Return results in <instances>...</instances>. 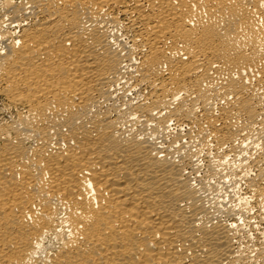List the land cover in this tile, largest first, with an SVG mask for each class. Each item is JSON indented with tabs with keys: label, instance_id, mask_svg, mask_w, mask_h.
<instances>
[{
	"label": "bare ground",
	"instance_id": "obj_1",
	"mask_svg": "<svg viewBox=\"0 0 264 264\" xmlns=\"http://www.w3.org/2000/svg\"><path fill=\"white\" fill-rule=\"evenodd\" d=\"M3 3L0 91L27 109L23 129H0V264H245L235 225L202 220L186 160L125 136L122 113L102 104L129 82L147 90L126 103L139 119L185 122L232 149L264 116V0ZM117 26L131 45L115 44ZM256 176L263 206L264 168Z\"/></svg>",
	"mask_w": 264,
	"mask_h": 264
},
{
	"label": "rangeland",
	"instance_id": "obj_2",
	"mask_svg": "<svg viewBox=\"0 0 264 264\" xmlns=\"http://www.w3.org/2000/svg\"><path fill=\"white\" fill-rule=\"evenodd\" d=\"M3 1L4 0H0V20L4 19L3 17H5V19L7 20V17L5 15L8 14V16H9V13L8 12L6 13V7L4 6ZM11 1H12V4H15V5H20L22 2V0H11ZM5 19H4V21L3 20H1V21L3 23L7 22V21H5ZM123 22H125V21H123ZM4 27L5 26H3V24H2V28H4ZM117 27H114V30H112L113 27L112 28L110 27V29H109L111 31V34L114 35L115 32L116 33L118 32L117 35H119V36L115 35V36H117V39H118V37H119V39L117 40V42H116V40L114 41V39H112L113 42H116L115 44L117 46H120V44L123 42L125 43V45H128V46L131 45L130 44L131 40H129V39L133 37V33H132L133 31H126L124 29H123L124 30L123 31L121 29V27H119V26H117ZM115 29H117V30H115ZM130 34L132 37L129 36ZM10 37H12V35L7 36V39L9 38L8 40L5 37L3 40L4 42H0L1 43L0 48L4 47L3 43H6V45L8 43H10V39H11ZM6 41H8V42H6ZM1 45H2V47H1ZM122 83L124 85L127 84V85H125L126 88H123L124 85ZM119 86H122L123 89H126V92H125V90L123 91V89L121 90V87H119ZM128 86H130V87L132 86V87L130 88ZM113 87L114 88H111V90H112L111 91V94H112L111 98H108V100L105 99V101H103L104 104H102V108L103 107L107 108V106H109L110 108H113L115 110L118 109L119 113L120 114L122 113L121 117L124 118L125 121L127 118V123L122 119L126 124L125 125L124 122L122 121L123 122L122 126L124 129V130L123 129L122 130L125 133L124 135L129 136V134L131 135L132 132L134 131L133 134L136 133L135 135H137V137L139 135V138L141 137V139H143L142 138L143 135L145 136L147 134L148 136L146 135L147 136L146 139H150L152 141V143L156 142L157 146H160L162 148L165 147L164 149H167L169 147V145H171L168 148V150L173 154L172 157H174V158H172V159H175V161H177V160L179 161L182 159L186 160L185 161L186 163L184 162L186 165H184V167H183L184 168L183 173H184V175L186 174V176L189 175V178H188V179H190L189 182L192 186H195L194 188H196V186H197V189L199 191V196L198 195H196V196L199 199L200 204L204 202L203 203L204 205L203 204L202 205L204 206V209L206 210L208 216H207V214L206 215L204 214L205 216H203V219L200 218V220L202 219V220H204V222L205 221L209 222L213 219L214 223L220 222V220H221V223H223V222L224 223L227 222L228 224L233 223L232 225H235V228H236L235 229L236 234H237V232L239 233L237 235L235 234L234 239L236 241H234V243L237 241L239 242V243L238 242L235 243V245L237 244L236 249H238L237 250L238 255H241V257L243 255V257L242 258L240 257V259L244 263L246 261L248 262V263L246 262L245 264H264V252H262V251H264V250H262V248H264V218H263L264 217L263 216L264 211L262 212V210H264V208H263L264 205L263 206L260 205V203L261 204H263V203L260 202V200H259L260 197L258 196V194H256V192L254 190L255 189L254 186H252L254 188L253 189L250 186V184H248L251 180L254 181L253 178L256 180L257 179L256 175H258V171L260 169L264 168V165H263L264 161H261V164H260V162L259 163L257 162V164L255 162V160L258 159V154H260L261 148L263 147V144H264V139H263L264 137L262 138V136H264V121H263L264 116L263 117L261 116L262 118L260 117V119L258 118V122L252 128V130L243 131L241 133V135H238L234 138L233 147L235 146L236 148L234 147V150H232L233 147H231L232 149H230V148H227L225 145L223 147L218 146V145L216 146V144L213 141H211V138H209V137L205 138V136H203L202 134H199L197 131H195V128H192L191 124H186L185 122L183 124L178 125L176 122L174 123L173 121H171L172 124H174V126H175L174 129H177L178 126L184 127L183 134L178 133V134L172 135V133H174V129H172V131L170 132V131H168L169 127L166 126V127H163L164 129L161 127V130L163 131V135H162V131H160V127L156 124L155 121L149 120L150 121L149 123H151L153 125L155 124L154 126H151V124L148 123V120L146 118H141L144 120V121H142L141 119H139L140 115H138L134 111H132V112L128 111V110H130V106H127V104L130 105V104L135 103L136 101L142 100L143 96L146 94L147 90L138 89L137 87H134L132 84H129V82L124 83L123 81H121L118 84H115V86H113ZM132 89H133V91H132ZM0 90H1V87H0ZM113 91H115V92H113ZM122 93H123V95H122ZM119 94H121V95H119ZM122 96H124V97H122ZM0 100H3V102H4L3 108L21 109V111H18L15 116H11L10 119L0 120V129H1V127H4L6 125H11V124L14 126L16 125L18 127H21L20 129H23L22 128L23 125L20 124V118H21V116L26 115V110H25V109H27L26 106L20 105V104L19 105L11 104V102L7 100L5 94L2 93V91H0ZM128 100H130V101H128ZM213 101H214V99L210 100L211 103ZM217 101H220L221 103H223V99H221V98H220V100H217ZM112 104L114 105V107H112L113 106ZM122 104H124L126 106H124ZM116 106H118V107L120 106V108H118V107L115 108ZM125 107L126 108L128 107L127 111H125L126 110ZM121 108L125 109V110L123 111ZM1 112L2 111L0 110V114H1ZM112 112H114V113H112ZM111 113L113 116L116 117V115H115L117 113L116 111H111ZM130 113H132V114L134 113L135 114V115L133 114L134 117L138 116L139 118L136 117L137 119H135L133 117H129V116H133V115H130ZM126 114H129V115L126 116ZM141 117H142V115H141ZM129 118H130V120H129ZM131 119H134V121L132 120L133 121L132 122ZM135 120H137V122ZM139 120H141L143 123L145 122L148 127L144 126L145 123L142 124L141 121L139 124ZM261 121L263 123H261ZM122 122H121V124H122ZM259 122H260V124H259ZM122 126H121V128H122ZM139 126H141V128ZM143 126H144L145 130H144V128H142ZM156 126L159 129V130L157 129L158 132L160 131L161 133L160 132L159 133L157 132V134L154 133V130L157 128ZM139 128L142 130H140ZM151 128H154L153 131ZM260 128H261V130H260ZM130 130L132 131L131 133H130ZM157 130H155V132ZM128 131H129V133H128ZM138 131H140V132L143 131V133L144 132L145 133L143 134L142 132L140 133ZM152 132H153V135L151 134ZM248 132H251V133H248ZM195 133H197V134H195ZM140 135H142V136H140ZM156 135H157V137H156ZM199 135H201V137ZM243 135H244V137H243ZM151 136H153L154 138H152ZM236 140H240V145H238V143H235ZM246 141H250V142H246ZM157 142L159 143V145ZM201 142L202 143L206 142V144L205 143L202 144ZM30 143H33L32 140H29L28 144H30ZM204 144H205V146H203ZM167 145H168V147H167ZM171 149L173 152L171 151ZM176 149L180 153H178ZM227 149H229V150H227ZM160 153L162 154L164 152L161 151ZM227 153H228V155H227ZM161 154H159V156ZM164 155H165V153H164ZM177 155H179V156H177ZM161 156H163V154ZM181 157H182V159H181ZM191 157H192V159H191ZM189 158H190V161H189ZM217 176H219V177H217ZM229 183H230V185H232L231 186L232 188L236 189V193L238 195L237 203L233 202L232 199L228 200L229 195H230V190L227 189L229 187V185H228ZM224 185H226V186H224ZM219 188H223V191H219ZM197 189L195 190L196 191L195 193L198 192ZM201 195L205 199V201H203V202H202V200H204V199ZM260 206H262V207L260 208ZM227 210L229 211V213L227 212ZM231 214H233V215H231ZM209 215L211 216L210 219H208ZM205 217H206V219H205ZM260 217H262V218H260ZM237 218L239 221L237 220ZM217 219L218 220L220 219V220L217 221ZM213 220L211 222H213ZM60 241H61L60 237L54 238L53 236H51V238L45 239V242L48 245L57 244ZM48 247H49L48 252H53L52 248L50 249V246H48ZM239 247H240V249H239ZM259 251H261V253H263V254L261 255V253ZM244 258L246 260H244ZM38 262H37L38 264H43L42 262H40V260Z\"/></svg>",
	"mask_w": 264,
	"mask_h": 264
},
{
	"label": "built area",
	"instance_id": "obj_3",
	"mask_svg": "<svg viewBox=\"0 0 264 264\" xmlns=\"http://www.w3.org/2000/svg\"><path fill=\"white\" fill-rule=\"evenodd\" d=\"M3 104H4L3 100H0V110L2 111L0 114V120L10 119L11 116H15L18 111H21V109H16V108H3ZM168 127H169L168 131H170V132L172 131V129L175 128L174 124H172L171 121L168 122ZM183 129H184V127L178 126L177 129H174V133H172V135L178 134V133L183 134V131H184ZM246 142H250V141H246ZM235 143H238V145H239L240 140H236ZM217 177H219V176H217ZM228 185H229V187L227 189L230 190V195H229L228 200L232 199L233 202L237 203L238 195L236 193V189L232 188L231 187L232 185H230V183ZM224 186H226V185H224ZM219 191H223V188H219Z\"/></svg>",
	"mask_w": 264,
	"mask_h": 264
}]
</instances>
